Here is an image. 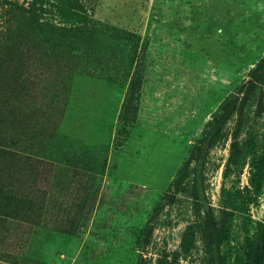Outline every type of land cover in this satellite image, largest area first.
Masks as SVG:
<instances>
[{"label":"rangeland","instance_id":"obj_1","mask_svg":"<svg viewBox=\"0 0 264 264\" xmlns=\"http://www.w3.org/2000/svg\"><path fill=\"white\" fill-rule=\"evenodd\" d=\"M85 2L98 24L63 36L66 60L56 61L62 47L30 61L14 47L0 56V130L40 161L0 159L1 173H24L35 212L0 221V264H212L209 205L226 225L225 263L248 264L264 223L258 91L240 134L244 163L225 176L235 113L168 199L184 162L264 56V0ZM134 80L135 119L124 108Z\"/></svg>","mask_w":264,"mask_h":264},{"label":"trees","instance_id":"obj_2","mask_svg":"<svg viewBox=\"0 0 264 264\" xmlns=\"http://www.w3.org/2000/svg\"><path fill=\"white\" fill-rule=\"evenodd\" d=\"M97 21L85 0H0V56L6 50L12 47L26 55L27 61L32 58L37 59L38 54H42L45 48L54 50L61 48L58 60H66V54L63 51L65 34H73L74 31L82 29L84 26H95ZM56 35L63 38L58 41ZM47 36V37H46ZM52 37L54 41L47 38ZM74 39V35H71ZM69 37V38H70ZM76 41L82 42L79 37ZM62 43V44H61ZM16 45V47L14 46ZM61 44V45H60ZM24 46L27 48L24 50ZM49 51V50H48ZM71 60L78 57V51L74 50L68 53ZM32 59V60H33ZM25 58H23V63ZM37 64H40L38 61ZM137 81L134 80L130 87V93L125 104V112L133 110V119H135L137 106ZM258 91L256 114L261 115L264 112V56L252 68L249 78L239 87L236 95H233L221 108L220 112L214 119L211 130L207 133L204 140L189 155L173 182V191L170 193L168 202H174L178 192L183 188L185 181L191 173L192 162L199 161L204 153L206 144H213L216 139L222 135V129L225 123L237 114L235 128L232 132V143L230 156L225 170L227 176L235 166H240L245 161V151L240 141V134L245 122V110L251 97ZM1 93V87H0ZM5 96L0 95L2 105L6 103ZM3 110V108H2ZM0 118L3 119L2 111ZM4 120H0V123ZM1 128V127H0ZM5 135L4 130H0V159L17 158L22 163V167H26L27 162H33L37 167L39 160L34 159L15 144ZM253 145H256L253 138ZM255 176L263 177L264 174V153L256 160ZM24 177L22 170L18 175H10L9 173L0 172V221L6 223L8 219L20 218L26 219L35 216V212L31 209L33 202L29 197V193L20 185L21 179ZM18 181V183H16ZM198 178L194 177V191L197 197L200 196ZM200 198V197H199ZM162 204L156 207L153 218L159 213ZM205 224L207 226L208 242L211 248L212 264H226L224 255L221 252V246L226 234V225L224 222L216 220L211 205L206 208ZM260 232L255 239L252 252L249 257L248 264H264V223L260 222ZM154 231V224L149 223L144 233V243L150 242ZM191 233L190 227L185 232V239H188Z\"/></svg>","mask_w":264,"mask_h":264}]
</instances>
